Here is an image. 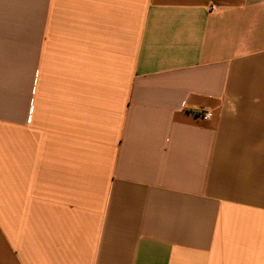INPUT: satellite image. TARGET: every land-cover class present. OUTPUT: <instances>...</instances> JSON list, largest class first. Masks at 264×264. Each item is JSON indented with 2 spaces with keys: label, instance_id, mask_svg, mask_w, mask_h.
Here are the masks:
<instances>
[{
  "label": "crops",
  "instance_id": "crops-1",
  "mask_svg": "<svg viewBox=\"0 0 264 264\" xmlns=\"http://www.w3.org/2000/svg\"><path fill=\"white\" fill-rule=\"evenodd\" d=\"M0 264H264V0H0Z\"/></svg>",
  "mask_w": 264,
  "mask_h": 264
},
{
  "label": "built area",
  "instance_id": "built-area-1",
  "mask_svg": "<svg viewBox=\"0 0 264 264\" xmlns=\"http://www.w3.org/2000/svg\"><path fill=\"white\" fill-rule=\"evenodd\" d=\"M199 116L201 117V118H208V117H210L211 116V112L210 111H208V110H203V111H200L199 112Z\"/></svg>",
  "mask_w": 264,
  "mask_h": 264
}]
</instances>
